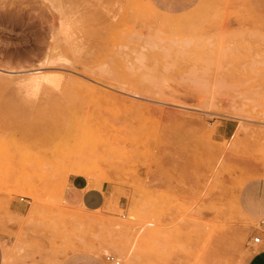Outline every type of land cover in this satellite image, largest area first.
Listing matches in <instances>:
<instances>
[{
  "label": "rangeland",
  "instance_id": "rangeland-1",
  "mask_svg": "<svg viewBox=\"0 0 264 264\" xmlns=\"http://www.w3.org/2000/svg\"><path fill=\"white\" fill-rule=\"evenodd\" d=\"M72 174L105 183L100 206L64 201ZM0 232L66 263L244 264L264 0H0Z\"/></svg>",
  "mask_w": 264,
  "mask_h": 264
},
{
  "label": "crops",
  "instance_id": "crops-1",
  "mask_svg": "<svg viewBox=\"0 0 264 264\" xmlns=\"http://www.w3.org/2000/svg\"><path fill=\"white\" fill-rule=\"evenodd\" d=\"M105 191V183L98 185L83 174H72L67 177L63 198L70 206L94 209L103 203ZM12 244L11 239L7 240V236L0 232V264H81L77 258L66 263L59 254L41 247L13 249ZM244 264H264V245L251 248Z\"/></svg>",
  "mask_w": 264,
  "mask_h": 264
},
{
  "label": "bare ground",
  "instance_id": "bare-ground-1",
  "mask_svg": "<svg viewBox=\"0 0 264 264\" xmlns=\"http://www.w3.org/2000/svg\"><path fill=\"white\" fill-rule=\"evenodd\" d=\"M26 77L29 78V80L33 82L34 84L38 83L37 85H39L40 80L42 79V77H44V75L41 76L38 70L36 71L33 70V72H30Z\"/></svg>",
  "mask_w": 264,
  "mask_h": 264
},
{
  "label": "built area",
  "instance_id": "built-area-1",
  "mask_svg": "<svg viewBox=\"0 0 264 264\" xmlns=\"http://www.w3.org/2000/svg\"><path fill=\"white\" fill-rule=\"evenodd\" d=\"M19 199H23V196L20 195ZM258 239H259V237L256 236V235L252 237V240H253V241H258ZM105 258H106V259H109V260H113L114 263H117V262H118V261H117L116 259H114L113 256L110 255V254H106V255H105Z\"/></svg>",
  "mask_w": 264,
  "mask_h": 264
}]
</instances>
